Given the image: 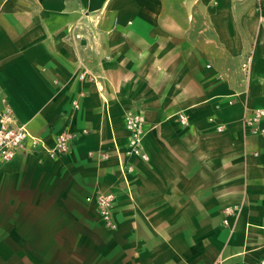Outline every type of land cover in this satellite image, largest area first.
<instances>
[{
    "label": "crops",
    "instance_id": "0c3cea01",
    "mask_svg": "<svg viewBox=\"0 0 264 264\" xmlns=\"http://www.w3.org/2000/svg\"><path fill=\"white\" fill-rule=\"evenodd\" d=\"M254 3L0 0V97L47 147L75 133L66 154L0 163V264L264 260V136L243 123L264 109ZM127 109L145 118L148 159L123 158V174ZM97 191L115 195L114 229L85 200ZM227 206L239 211L224 224Z\"/></svg>",
    "mask_w": 264,
    "mask_h": 264
},
{
    "label": "built area",
    "instance_id": "2783aa9c",
    "mask_svg": "<svg viewBox=\"0 0 264 264\" xmlns=\"http://www.w3.org/2000/svg\"><path fill=\"white\" fill-rule=\"evenodd\" d=\"M254 8L257 12L259 23L264 26V0H255ZM250 56L242 63V70L245 75L250 72ZM209 66V65H208ZM79 80H89L97 83L95 75L82 70L78 73ZM83 92L78 94V98L72 101V107H79V98L83 96ZM0 163L8 162L14 158L19 150L32 152L35 149H44L51 158L66 154L70 150V146L75 133L69 129H63L56 134L52 146L47 147L45 143L38 137L30 134L24 124H19L12 110L11 105L5 96L0 97ZM264 118L263 108H254L249 110L243 117L244 126L251 133H258L264 136V126H261V120ZM179 121L186 125L187 118L183 112L178 114ZM213 121V118H209ZM124 125L128 133L127 147L120 157V169L123 174L130 173L134 170L130 162L123 161V158L138 156L144 160L148 159V155L142 147V139L146 133L145 118L139 112L132 109L124 111ZM216 130L223 129L222 124L215 125ZM102 158L106 157V153H101ZM115 195L112 192L97 191L92 195L85 197L86 202L92 203L97 212L98 218L102 224L109 229L116 228V222L113 216V202ZM239 211L236 206H227L224 208L223 223H228L230 216L235 217ZM257 264H264V260H260Z\"/></svg>",
    "mask_w": 264,
    "mask_h": 264
}]
</instances>
